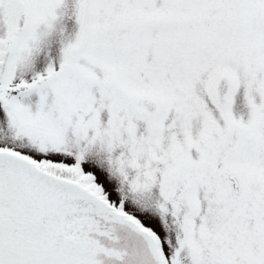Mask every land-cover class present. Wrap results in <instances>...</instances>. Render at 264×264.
<instances>
[{
    "label": "snow or ice",
    "instance_id": "1",
    "mask_svg": "<svg viewBox=\"0 0 264 264\" xmlns=\"http://www.w3.org/2000/svg\"><path fill=\"white\" fill-rule=\"evenodd\" d=\"M0 264H264V0H0Z\"/></svg>",
    "mask_w": 264,
    "mask_h": 264
}]
</instances>
